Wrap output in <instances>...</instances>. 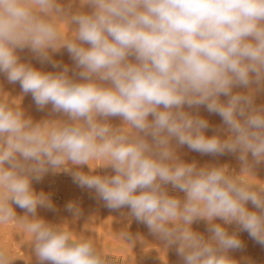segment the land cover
<instances>
[{
	"label": "clouds",
	"instance_id": "obj_1",
	"mask_svg": "<svg viewBox=\"0 0 264 264\" xmlns=\"http://www.w3.org/2000/svg\"><path fill=\"white\" fill-rule=\"evenodd\" d=\"M61 49L72 66L53 59ZM0 75L21 89L19 103L0 89V223L30 235L36 264H114L91 236L37 215L54 207L33 187L50 172L128 208L179 264H240L229 253L241 231L264 246V0H0ZM26 94L48 117L25 114ZM202 107L221 118L213 135ZM182 146L234 154L240 171L186 162ZM12 262L0 247V264Z\"/></svg>",
	"mask_w": 264,
	"mask_h": 264
},
{
	"label": "rangeland",
	"instance_id": "obj_2",
	"mask_svg": "<svg viewBox=\"0 0 264 264\" xmlns=\"http://www.w3.org/2000/svg\"><path fill=\"white\" fill-rule=\"evenodd\" d=\"M21 57L44 71L56 70L53 69L50 63H41L27 49L21 53ZM53 59L62 62V64L73 65L66 49H61L53 54ZM0 89L16 103L20 102L21 89L19 83L10 84L3 75H0ZM257 103H264V93L257 96ZM21 107L25 110L26 115L31 116L34 120H40L48 117L51 106L49 105L40 111L37 109L31 94H26L21 99ZM200 115L209 121L210 126L206 130V134L213 135L215 129L222 123L221 118L219 115L208 113L204 108L200 109ZM112 123L119 124L120 119L112 118ZM178 154L186 162L195 160L199 166L205 164L227 165L232 172L239 173L240 171V162L234 154L201 155L198 152L191 151L187 146L180 147ZM83 170L87 172V166ZM110 171L111 169H96V172L102 174ZM255 171L257 177L264 180V163L257 166ZM62 181H67V179L63 177ZM70 183L69 187L62 184L58 191H53L46 178H42L39 182L33 181L34 189L37 192L49 193L54 205L52 209L38 208L37 215L39 217L55 224L66 222L74 232L91 236L102 247L103 251L113 258L114 264H179L180 258L176 253L175 246L165 250L163 243L149 232L146 225L129 218L128 208L109 209L102 200L97 203L99 198H97L94 190L83 189L72 182ZM69 202L78 203L82 212L79 218L74 219L72 214L67 211L66 205ZM16 212L18 215L24 214V210L18 207ZM192 227L194 230L204 233L206 236L208 235L205 221H198ZM236 227L233 224L228 226V229L231 232ZM123 231L130 232L134 237H137L135 242L125 241L121 234ZM239 236L244 247L232 250L229 254L240 261V264H264V246L256 243L247 232L241 231ZM29 241L30 235L25 234L21 225L17 222L0 223V247L8 252L13 260L12 264H36L35 258L31 254Z\"/></svg>",
	"mask_w": 264,
	"mask_h": 264
},
{
	"label": "bare ground",
	"instance_id": "obj_3",
	"mask_svg": "<svg viewBox=\"0 0 264 264\" xmlns=\"http://www.w3.org/2000/svg\"><path fill=\"white\" fill-rule=\"evenodd\" d=\"M203 108V107H202ZM99 174H102L100 172H97ZM63 177H65L67 179V181H62ZM43 178H46L49 181L50 187L53 191H58L60 189V186H62V184H64L65 186L69 187L71 185L70 182L74 183L73 178L71 176L70 173H65V172H61V173H57V174H53V173H48L46 174ZM76 184V183H74ZM78 186V184H76ZM41 186V185H40ZM80 187V186H79ZM82 188V187H80ZM83 189H87V188H83ZM88 191V190H87ZM172 194H177L180 196H183V193H179V192H172ZM98 198V197H97ZM97 203L100 202V199H97ZM249 207L251 208L252 205L249 204ZM104 208V207H103ZM128 212V211H127ZM119 218V217H118ZM132 221V220H131ZM136 223V222H135ZM136 225V224H135ZM140 225V224H139ZM233 227V226H232ZM136 231V230H135ZM143 237V236H142ZM248 239V238H247Z\"/></svg>",
	"mask_w": 264,
	"mask_h": 264
}]
</instances>
